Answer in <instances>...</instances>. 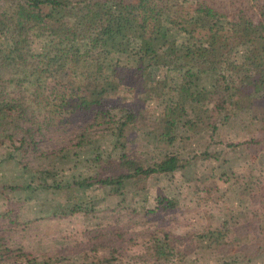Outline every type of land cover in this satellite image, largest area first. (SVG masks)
<instances>
[{
	"label": "trees",
	"instance_id": "obj_1",
	"mask_svg": "<svg viewBox=\"0 0 264 264\" xmlns=\"http://www.w3.org/2000/svg\"><path fill=\"white\" fill-rule=\"evenodd\" d=\"M165 21L186 39L171 36ZM111 52L124 56L107 62ZM206 76L208 95L199 86ZM246 100L264 105V0H0V139L36 150L26 119L87 118L117 135L141 127L156 136L154 163L111 154L101 173L73 181L80 187L127 179L144 187L150 174L189 160L170 149L186 104L214 132ZM243 143L255 151L264 137ZM165 236L147 254L180 250L179 238Z\"/></svg>",
	"mask_w": 264,
	"mask_h": 264
},
{
	"label": "rangeland",
	"instance_id": "obj_2",
	"mask_svg": "<svg viewBox=\"0 0 264 264\" xmlns=\"http://www.w3.org/2000/svg\"><path fill=\"white\" fill-rule=\"evenodd\" d=\"M118 56L109 53L107 62ZM207 78L199 86L208 95ZM250 104L214 132L186 104L170 149L189 160L150 174L139 189L131 179L118 188L73 181L101 173L99 164L122 151L154 163L161 155L154 133L138 127L117 135L87 118L23 120L36 150L0 139V264H264V145L252 151L243 143L264 137V105ZM165 235L179 238L180 250L147 254Z\"/></svg>",
	"mask_w": 264,
	"mask_h": 264
}]
</instances>
